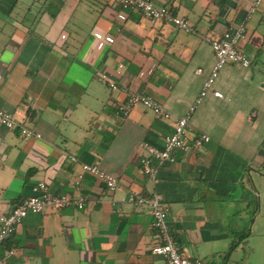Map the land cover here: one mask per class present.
<instances>
[{
    "label": "crops",
    "instance_id": "0c3cea01",
    "mask_svg": "<svg viewBox=\"0 0 264 264\" xmlns=\"http://www.w3.org/2000/svg\"><path fill=\"white\" fill-rule=\"evenodd\" d=\"M254 1L152 0L187 21L184 32L112 0H0V109L39 135L0 128V215L33 196L39 182L53 195L83 200L81 209L27 215L0 245V264H164L150 253V210L128 203L129 191L161 196L183 256L244 264L239 244L229 247L251 206L255 230L264 233V0L247 17ZM238 25L235 49L249 67L219 69L189 119L190 137L205 134L209 142L174 152L172 164L151 163V182L139 143L162 145L214 65L209 40ZM101 74L158 102L169 120L141 107L117 118L125 94L110 91ZM81 163H96L117 188L109 192L90 175L75 185Z\"/></svg>",
    "mask_w": 264,
    "mask_h": 264
},
{
    "label": "built area",
    "instance_id": "2783aa9c",
    "mask_svg": "<svg viewBox=\"0 0 264 264\" xmlns=\"http://www.w3.org/2000/svg\"><path fill=\"white\" fill-rule=\"evenodd\" d=\"M259 4L260 0L253 2L247 17ZM112 6H118L120 9L135 12L151 24L163 23L171 25L177 30L184 32L190 31V26L187 21L174 16L168 7L155 6L152 0H112ZM242 37L243 28L241 25H238L223 32L217 38L209 40L214 65L208 77L203 82L198 96L188 108L187 113L182 118L173 121L171 131L163 137L160 147L153 146L145 141L139 143V149L143 152V157L139 160L140 169L151 182L154 180V167L151 163L172 164L174 162V152L187 153L197 151L209 142L210 139L205 134H196L190 137L189 133L191 129L189 127V119L195 108L200 104L201 99L209 90L219 69L228 63L239 65L242 68L249 67L250 62L247 57L241 51L235 49L237 41ZM121 69L122 65L118 64L117 71ZM195 73H200V70L197 69ZM100 78L107 83L110 91L125 94L124 100L114 106V115L117 118L124 120L134 107H141L148 110L156 120H169V114L155 100L141 92L126 91L124 88L117 87L104 74H101ZM212 96L218 99L222 98L218 92H212ZM0 128L9 131L17 130L19 136L22 138H39L37 133L28 129L24 123H18L11 114L2 109H0ZM67 158L70 162L76 161L74 156L69 155ZM80 169L81 175L77 176L75 185H78L83 175H90L99 180L109 192L117 188V179L101 171L96 163H81ZM35 192L33 196L22 199L9 212L0 215V245L15 232V229L27 215L41 214L46 208L61 210L66 207H74L81 209L83 206V200L81 198H72L68 195H53L41 182L36 184ZM126 201L134 206L145 205L150 210L151 228L155 231V243L150 248L151 255L160 258L164 264H205L200 259L188 258L178 252L175 240L170 234L166 222L168 208L163 203L160 195L153 193L148 199H145L139 193L129 191L126 196Z\"/></svg>",
    "mask_w": 264,
    "mask_h": 264
},
{
    "label": "rangeland",
    "instance_id": "374dc122",
    "mask_svg": "<svg viewBox=\"0 0 264 264\" xmlns=\"http://www.w3.org/2000/svg\"><path fill=\"white\" fill-rule=\"evenodd\" d=\"M254 214L251 206L249 214H247L248 223L247 218L239 219L238 222L237 218H233V221L237 222L236 227L239 226V230L234 231L231 245L239 244L238 251L243 255L244 264H264V233H259L258 230H255V225L252 223ZM247 224H250V229H248ZM228 226L233 227L232 224H228ZM235 260L236 258L234 257Z\"/></svg>",
    "mask_w": 264,
    "mask_h": 264
},
{
    "label": "trees",
    "instance_id": "16d2710c",
    "mask_svg": "<svg viewBox=\"0 0 264 264\" xmlns=\"http://www.w3.org/2000/svg\"><path fill=\"white\" fill-rule=\"evenodd\" d=\"M236 245L232 244L230 247H229V250L235 248Z\"/></svg>",
    "mask_w": 264,
    "mask_h": 264
}]
</instances>
